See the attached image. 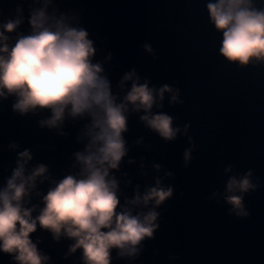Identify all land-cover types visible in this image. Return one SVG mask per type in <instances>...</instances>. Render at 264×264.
Listing matches in <instances>:
<instances>
[{
    "label": "water",
    "instance_id": "1",
    "mask_svg": "<svg viewBox=\"0 0 264 264\" xmlns=\"http://www.w3.org/2000/svg\"><path fill=\"white\" fill-rule=\"evenodd\" d=\"M213 2L52 0L57 15L74 17L73 26L89 32L97 49L93 62L103 63L114 94L122 97L130 89L131 82H126L124 91L117 85L125 72L135 68L140 83L147 81L157 90L167 84L182 101L170 103L171 94L166 92L163 107L152 109L172 116L173 127L180 128L172 141L148 129L140 121L143 112L129 114L128 131L122 134L128 152L115 173L121 203L125 196L132 198L137 185L141 193L154 187L158 177L162 186L173 188V196L157 209L161 216L156 239L143 241L135 259L117 258L114 249L112 264H264V61L240 65L220 54L222 33L207 9ZM252 3L264 9V0ZM16 4L23 5L25 17L18 31L27 35L28 5L41 7L43 0H0V22L14 15ZM52 11L49 6L48 12ZM9 35L14 42L15 33ZM144 44L151 46V53ZM109 52L112 58L106 61ZM14 102L11 96L0 100V188L16 167V152L29 148L33 159L27 167L40 163L48 167L49 180L37 182L28 205L42 208L41 197L51 182L79 171L74 153L83 151L87 141L78 142L77 135L88 121L66 120L67 135L60 136L55 129L39 127L38 121L50 115L48 110L20 116L12 111ZM12 142L20 145L15 151L9 148ZM189 148L191 159L185 166L184 152ZM154 164L161 165L159 172ZM229 166L232 170L226 173ZM249 171L257 187L243 193L248 215L238 216L224 199L226 183L229 177L240 178ZM38 214L37 210L33 217ZM30 238L39 241L37 248L50 257L48 264H83L80 249L68 254L72 239L61 236L56 241L39 225ZM170 254L179 259L168 260ZM0 264H13L11 256L0 252Z\"/></svg>",
    "mask_w": 264,
    "mask_h": 264
},
{
    "label": "clouds",
    "instance_id": "2",
    "mask_svg": "<svg viewBox=\"0 0 264 264\" xmlns=\"http://www.w3.org/2000/svg\"><path fill=\"white\" fill-rule=\"evenodd\" d=\"M28 7L29 34L18 31L25 20L22 4H16L14 15L0 22V100L15 97L12 111L20 116L48 110L50 115L38 121L39 127L55 129L60 136L67 135L63 131L66 120L86 119L77 141L87 143L83 151L74 153L79 171L53 180L41 197L42 208L28 205L37 182L49 180L48 167L40 163L29 169L31 149L16 152V167L0 188V252L11 256L13 264H48L50 257L37 248L39 241L33 243L30 238L39 225L56 241L61 236L72 239L68 254L80 249L83 264H112L114 249L117 258H138L142 242L156 239L161 216L157 209L173 196V188L162 186L158 177L154 187L141 193L137 185L132 198L125 196L121 203L115 173L128 152L122 134L128 131L129 114L143 112L140 121L148 129L166 142L174 140L180 128L173 127V117L152 109L163 107L166 92L171 94L170 103L182 101L167 84L157 90L147 81L140 83L135 68L125 72L117 85L124 91L126 82H131L130 89L122 97L114 94L103 63L93 62L97 49L89 32L73 26L74 17L57 15L52 0H43L41 7ZM207 9L222 33L220 54L225 59L240 65L253 59L264 61V9L255 8L252 0H215ZM13 33L14 42L9 35ZM143 49L152 52L149 44ZM111 58L109 52L105 60ZM19 147L17 142L9 144L14 151ZM191 152V148L184 152L185 166ZM153 167L157 172L161 169L160 164ZM231 170L229 166L225 172ZM251 175L249 171L240 178L231 176L226 183L224 199L238 216L248 215L243 193L257 187ZM35 194L41 196L38 191ZM37 210L39 214L33 217ZM167 259L174 261L179 256L170 254Z\"/></svg>",
    "mask_w": 264,
    "mask_h": 264
}]
</instances>
